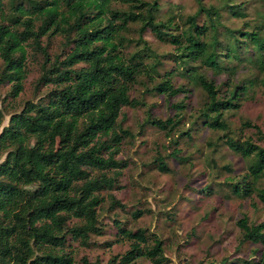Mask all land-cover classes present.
<instances>
[{
  "label": "trees",
  "instance_id": "1",
  "mask_svg": "<svg viewBox=\"0 0 264 264\" xmlns=\"http://www.w3.org/2000/svg\"><path fill=\"white\" fill-rule=\"evenodd\" d=\"M196 2L195 14L179 22L173 12L162 15L157 0H0V264H75L73 244L88 248L91 236L103 234L98 212L105 202L102 193L111 207H122L109 193L128 167L116 156L125 140L134 139L121 127L122 110L145 105L132 96L138 87L143 88L142 96L167 100L180 94L185 99L188 86L200 89L203 103L187 128H181L184 100L171 104L174 114L165 119L146 109L143 123L165 136L173 148L169 157L182 164L188 158L180 156L179 140H191L198 125L220 132L208 145L216 148L222 141L248 161L246 174L227 182V188L241 199L256 195L264 205V186H259L264 180V148L250 138L237 139L225 118L241 109L254 83L229 78L217 85L214 79L232 76L227 64L241 62L242 53H248L244 61L264 67V11L252 28L245 22V30L223 26L224 33L219 32L221 9L245 19L243 4L224 0L216 8ZM201 14L205 19L199 24ZM147 32L171 46L167 56L172 70L160 72L163 56L145 40ZM29 62L37 65L36 101L12 109L5 108L8 102L2 108L1 102H14L24 92ZM177 79L187 84H176ZM5 85L9 88L1 99ZM222 85L227 87L223 93ZM4 111L9 116L6 125ZM242 126L263 139L258 126L248 121ZM151 163L168 173L164 156ZM209 167L213 170L214 165L209 162ZM210 187L211 182L204 188L208 196L213 193ZM115 224L128 249L107 264L168 262L156 234ZM236 225L241 243L264 246V218L250 223L243 216ZM239 262L264 264V255ZM81 264L101 263L83 257Z\"/></svg>",
  "mask_w": 264,
  "mask_h": 264
},
{
  "label": "rangeland",
  "instance_id": "2",
  "mask_svg": "<svg viewBox=\"0 0 264 264\" xmlns=\"http://www.w3.org/2000/svg\"><path fill=\"white\" fill-rule=\"evenodd\" d=\"M153 1V0H147ZM205 6L221 7L224 0H200ZM160 13L166 15L173 12L181 22L187 16L195 14L198 9L196 0H157ZM232 5L243 4L245 19L230 15L227 10L221 9L219 32L224 28L231 30L242 29L248 22L254 26L260 14L264 11L262 0H233ZM201 14L198 23L204 20ZM245 30V27L242 29ZM225 33V32H224ZM145 40L159 55L163 56L160 72L170 71L174 68L173 62L167 54L172 52L168 44L158 42L149 32L145 33ZM226 42L225 36L220 38ZM242 53V61L228 63V68L233 75L227 73L214 77L217 85L230 80L249 79L254 84L249 89L248 95L242 101V107L237 112L227 113L225 118L237 139L250 138L253 142L264 148V137L259 139V134L252 128H244L245 121L258 126L264 134V67L251 64ZM30 75L24 85V92L14 102H1L2 108H18L23 102L34 99L33 80L37 78V65L29 62ZM209 78H213L210 71H205ZM176 84L186 85V80L177 79ZM8 85L1 89V99L5 98ZM189 93L167 100L159 95H141L142 87L133 93L134 98L144 102V106L137 108L126 107L120 116L121 127L129 130L134 139L123 142L120 153L116 159L126 161L127 169L122 172L117 188L109 194L113 195L122 207L110 206L106 193H102L105 202L99 212V222L103 228L101 236H91V246L81 247L73 244L75 249V264H81L83 257L89 262L99 261L107 264L116 255L123 254L128 245L117 235L115 222L134 230L146 229L148 233L156 234L163 242L166 264H220L224 259L225 264H238L241 259L257 261L264 255V246L254 245L249 242L241 243V231L236 222L246 216L250 223L260 222L264 218V205L256 195L247 199L234 196L226 183L237 182L246 174L247 160L234 153L222 141H217L216 148L208 145L214 143L220 132H212L208 128H195L191 140L181 139L177 146L180 156L188 158L185 163H179L175 158L169 157L172 147L165 136L155 128L145 125V111L148 109L155 117L165 119L172 117L174 109L171 104L184 100V124L187 128L192 117L196 115L203 103V93L198 88L189 87ZM227 87L221 86V92ZM8 111H4L3 125L7 124ZM215 151H214V150ZM158 155L164 156L168 165V173H160L151 162ZM2 159L0 158V162ZM209 162L214 165L213 170ZM227 166L225 169L224 167ZM211 182V195H207L204 188ZM259 186H264L262 180ZM134 212L141 214L134 218ZM110 245V246H109ZM240 263V262H239ZM138 264H151L147 260H139Z\"/></svg>",
  "mask_w": 264,
  "mask_h": 264
}]
</instances>
